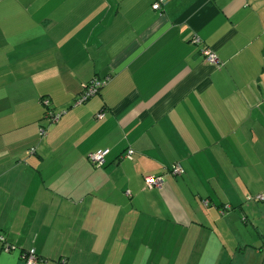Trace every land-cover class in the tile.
Masks as SVG:
<instances>
[{"label":"crops","instance_id":"1","mask_svg":"<svg viewBox=\"0 0 264 264\" xmlns=\"http://www.w3.org/2000/svg\"><path fill=\"white\" fill-rule=\"evenodd\" d=\"M158 1L0 0V264H264V0Z\"/></svg>","mask_w":264,"mask_h":264},{"label":"built area","instance_id":"2","mask_svg":"<svg viewBox=\"0 0 264 264\" xmlns=\"http://www.w3.org/2000/svg\"><path fill=\"white\" fill-rule=\"evenodd\" d=\"M165 4V0H159L157 3L154 4L153 9L156 11H159L162 9L163 5ZM193 44L196 46H201L200 53L204 57L205 61L216 66L217 68H221L224 63L221 61L217 53L210 47L208 46H202L203 41L200 37H195L192 40ZM106 84L105 81L99 80V79H94L92 80L89 84L84 86L83 92L79 98V100L76 102V104H83L86 103L88 100L91 98L95 97L102 87ZM41 104L47 108L45 119L49 124H55L60 121L62 116L64 115V112H55L51 108V101L50 99L46 98L41 101ZM105 117V113L101 112L96 115L97 120H102ZM46 133V128H42L41 134L45 135ZM35 149L31 151V153H34ZM135 154V151L132 149H129L123 156V159H133V156ZM106 151H100L97 153H93L89 156V162L96 168H101L105 165L106 162ZM185 173V170L180 164H176L172 166V168L169 170V174L178 177L182 176ZM144 183L147 189L153 190V189H162L165 180L162 176H147L144 179ZM127 196L131 197L132 194L130 191L127 192ZM250 201H255V202H264V194L258 195L256 197H250ZM205 205H208V202H205ZM230 207L227 206L225 209H229ZM0 241L3 243H6V239L3 236H0ZM12 248L7 246L5 248V251L9 252ZM22 258L24 261V264H39L40 262H43L41 260L35 250H31L29 252H23L22 253Z\"/></svg>","mask_w":264,"mask_h":264},{"label":"rangeland","instance_id":"3","mask_svg":"<svg viewBox=\"0 0 264 264\" xmlns=\"http://www.w3.org/2000/svg\"><path fill=\"white\" fill-rule=\"evenodd\" d=\"M253 204L254 206H261L262 204L256 205L254 202H247V204Z\"/></svg>","mask_w":264,"mask_h":264},{"label":"trees","instance_id":"4","mask_svg":"<svg viewBox=\"0 0 264 264\" xmlns=\"http://www.w3.org/2000/svg\"><path fill=\"white\" fill-rule=\"evenodd\" d=\"M46 98H47V97H44V98H42V100H43V99H46ZM48 99H49V98H48ZM42 100H41V101H42Z\"/></svg>","mask_w":264,"mask_h":264}]
</instances>
